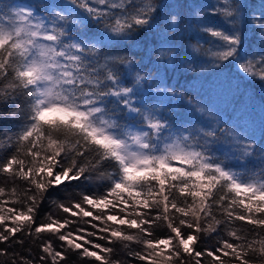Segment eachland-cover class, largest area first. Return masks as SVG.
Instances as JSON below:
<instances>
[{"label":"snow or ice","instance_id":"1","mask_svg":"<svg viewBox=\"0 0 264 264\" xmlns=\"http://www.w3.org/2000/svg\"><path fill=\"white\" fill-rule=\"evenodd\" d=\"M198 15L188 36L158 0H0V264H264V103L257 117L245 98L264 86V11ZM149 33V63L183 59L185 79L235 66L223 106L107 47Z\"/></svg>","mask_w":264,"mask_h":264},{"label":"trees","instance_id":"2","mask_svg":"<svg viewBox=\"0 0 264 264\" xmlns=\"http://www.w3.org/2000/svg\"><path fill=\"white\" fill-rule=\"evenodd\" d=\"M28 0H16V3H26ZM32 3L40 4L44 2H52V0H31ZM57 3L64 2V0H55ZM161 5L167 4L174 6V10L182 11L186 16V21L184 25V31L181 34H186L188 36H195L198 28L197 24L204 19L203 16L198 15L200 11L205 10V14H207V10L213 6H219L223 3V0H158ZM243 4L247 6L248 17L254 13L259 15L261 11H264V0H241ZM181 5H187V7L181 8ZM188 8H192L193 11L189 12ZM209 22L218 23L219 19H213L209 17ZM242 29L245 28L244 23L241 24ZM247 36L249 41H251V49L259 50L260 41H259V33L254 28L253 25L247 24ZM155 31V28L153 29ZM157 37H154L152 34H142L135 38L134 41H125L123 43H116L112 41L108 44V49L111 50L113 54H124L127 51V54L130 58L134 59L136 62H141L144 65H147L148 68H156L159 67V72L157 74V83L163 82V85H171L178 86L179 90L188 89L189 92L198 91L200 92L206 100H211L212 102L220 104L223 106L224 102L221 99H218L216 96V92L219 89L215 88V85H219L220 82L229 77L231 74L234 78L235 73L238 71L235 66L230 65L228 68H225L222 73L217 74L213 69L209 68L205 73L196 75L194 79H185L186 75H194L189 73H184L182 70L183 59L179 62L180 67H178L174 63H169L166 60L157 63H149V55L148 53L155 49L154 54L151 56L152 61H157L159 54V47L153 43L154 40H157ZM195 43V40L191 41ZM207 47V45H205ZM246 47H248L246 45ZM147 70V69H146ZM131 79V77H129ZM162 85V86H163ZM154 97L155 99H151V103L156 104L159 100V94L155 90V85L152 86L151 91L148 88H145L144 97L145 101L149 102V97ZM251 98L248 100V98ZM262 97H264V86H260L258 84H251L246 91V100L249 103V110L253 111L254 114L258 117L259 110L261 104L264 103L262 101ZM177 112H180L181 109L177 107ZM13 122L9 121H0V130L11 129L13 127ZM259 132L257 131V141H259ZM234 167H237L234 164ZM257 167L256 162L253 160L249 162L248 168L255 170ZM3 183L2 178H0V184ZM79 182H73L72 185H61L57 189H53L49 196V200L55 199L57 201H66L68 198V194L74 191H78L75 185ZM42 208L45 211H51L52 205L48 200L45 201ZM214 243V242H212ZM123 259V257H120ZM204 259L210 260V258L205 257Z\"/></svg>","mask_w":264,"mask_h":264}]
</instances>
